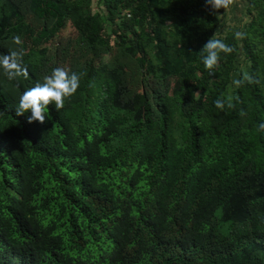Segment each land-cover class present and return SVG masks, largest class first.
<instances>
[{"label":"trees","instance_id":"1","mask_svg":"<svg viewBox=\"0 0 264 264\" xmlns=\"http://www.w3.org/2000/svg\"><path fill=\"white\" fill-rule=\"evenodd\" d=\"M246 2L235 27L206 0H0V55L27 70L0 72V264H264V0ZM216 33L233 51L209 71ZM56 67L80 87L29 123L18 98Z\"/></svg>","mask_w":264,"mask_h":264},{"label":"clouds","instance_id":"2","mask_svg":"<svg viewBox=\"0 0 264 264\" xmlns=\"http://www.w3.org/2000/svg\"><path fill=\"white\" fill-rule=\"evenodd\" d=\"M206 2L214 12L222 7L227 8L229 4V0H206ZM242 35L243 33L239 31L235 33L237 38ZM14 40L17 45L21 44L20 36L14 37ZM232 51V46L226 43L224 39L219 38L216 33L200 51L202 63L207 70H214L220 61L221 55ZM22 55V48L10 50L9 53L0 55V72L6 75L9 80L19 78L22 73L27 74V70L22 65ZM242 82L241 79L234 78L232 84L239 87ZM80 83V73L69 71L64 67H56L50 75L44 77L43 82L23 91L18 98L16 113L20 116H27L29 123L40 122L43 124L49 118V106L52 105L57 110L62 109L65 99L77 92ZM225 103V100L221 98L215 100V105L219 109H223ZM227 104L229 107L232 106L231 98L228 99ZM261 127H264V125H261Z\"/></svg>","mask_w":264,"mask_h":264},{"label":"crops","instance_id":"3","mask_svg":"<svg viewBox=\"0 0 264 264\" xmlns=\"http://www.w3.org/2000/svg\"><path fill=\"white\" fill-rule=\"evenodd\" d=\"M247 0H229L227 8L223 10L222 18L228 21L232 26H240L244 20L250 19V14L247 13Z\"/></svg>","mask_w":264,"mask_h":264},{"label":"rangeland","instance_id":"4","mask_svg":"<svg viewBox=\"0 0 264 264\" xmlns=\"http://www.w3.org/2000/svg\"><path fill=\"white\" fill-rule=\"evenodd\" d=\"M236 27V26H235ZM74 29H72L71 27L67 28L65 31H63V40H67L68 37H70V35L74 34Z\"/></svg>","mask_w":264,"mask_h":264}]
</instances>
